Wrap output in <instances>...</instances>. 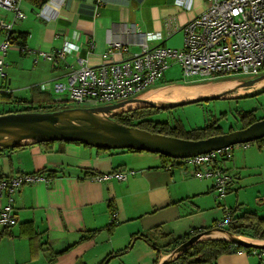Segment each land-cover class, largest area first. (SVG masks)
Wrapping results in <instances>:
<instances>
[{
  "label": "crops",
  "instance_id": "obj_1",
  "mask_svg": "<svg viewBox=\"0 0 264 264\" xmlns=\"http://www.w3.org/2000/svg\"><path fill=\"white\" fill-rule=\"evenodd\" d=\"M208 2L192 0V6L185 8L175 0H53L40 15L43 0H22L26 18L17 21L13 30L25 36L30 52H7L0 89L16 99L58 106L51 85L65 79L75 56L97 65L112 41L137 52L144 33L156 34L147 40L150 47L179 49L183 26ZM12 15L0 8V16ZM67 41L79 48L55 64L38 55ZM10 106L0 104V108ZM170 165L156 153L64 141L1 150L0 180L21 173L42 178L22 185L14 195L16 222L8 228L0 226V264H157L169 254L163 247L173 238L214 227L226 204L233 213L253 211L264 216V209L263 214L258 210L259 205L264 207V139L233 148L225 163L232 178L221 198L214 195L211 179L196 178L190 168ZM114 170L132 173L124 181L90 178ZM255 198L258 204L252 208L249 203ZM255 262L244 250L223 253L208 264Z\"/></svg>",
  "mask_w": 264,
  "mask_h": 264
},
{
  "label": "built area",
  "instance_id": "obj_2",
  "mask_svg": "<svg viewBox=\"0 0 264 264\" xmlns=\"http://www.w3.org/2000/svg\"><path fill=\"white\" fill-rule=\"evenodd\" d=\"M22 0H0V8L13 13L10 19L0 16V80L6 78L5 56L11 49L21 53L30 52L25 44L18 43L13 30L17 21L26 18L21 8ZM53 0H45L40 8L41 15ZM185 8L192 6V0H175ZM182 47L164 45L150 47L147 40L156 36L144 33L140 37V50L132 52L119 41H112L97 65H89L79 56L69 64L64 80L55 81L51 87L61 104L73 106H99L115 103L133 97H145L146 93L158 87L166 71L173 65L181 68L185 83L215 80L224 77H250L264 70V0H209L206 8L187 20L182 28ZM89 47L91 42L86 43ZM79 47L65 42L61 48L40 51L38 55L52 64L72 54ZM122 56L115 59L114 55ZM64 97H60L61 94ZM6 113V112H4ZM1 114V112H0ZM249 144V143H243ZM239 144L225 146L210 152L186 158H170V167L190 168L194 177L211 179L212 191L218 198L228 192L231 175L225 167L232 158L233 148ZM129 170H114L105 174H94V181L127 179ZM42 176L21 173L0 180V226L11 227L16 222L14 195L26 183H33ZM223 217L215 227L227 228L233 221V213L224 206ZM232 251L241 252L232 246ZM256 259L255 264H264V249L251 248L248 251Z\"/></svg>",
  "mask_w": 264,
  "mask_h": 264
},
{
  "label": "water",
  "instance_id": "obj_3",
  "mask_svg": "<svg viewBox=\"0 0 264 264\" xmlns=\"http://www.w3.org/2000/svg\"><path fill=\"white\" fill-rule=\"evenodd\" d=\"M264 79V71L250 77H224L208 81L234 82V86L219 93H213L190 99L155 102L144 97H133L111 104L99 106H74L58 109L6 112L0 114V151L20 148L50 141L74 142L100 149H133L166 156L172 159L186 158L210 152L225 146L255 142L264 138V118L251 124L200 139H188L164 135L126 126L116 122L113 116L136 107H155L165 110L185 104L218 99L240 88H250L249 92L260 91L264 85L256 84ZM203 81L182 83L196 85ZM141 104L123 109L131 104ZM221 234L220 238L209 237ZM204 239H221L244 248L264 249V240L243 238L226 228L212 227L191 235L174 251L157 264H171L189 247Z\"/></svg>",
  "mask_w": 264,
  "mask_h": 264
},
{
  "label": "trees",
  "instance_id": "obj_4",
  "mask_svg": "<svg viewBox=\"0 0 264 264\" xmlns=\"http://www.w3.org/2000/svg\"><path fill=\"white\" fill-rule=\"evenodd\" d=\"M44 2V0H43ZM18 43H24L25 36L18 33L16 34ZM264 91V89L262 90ZM0 104H10L11 106L5 112H19V111H33V110H48L59 107H66V105L59 104L58 106H45L43 104H34L32 101L24 99H16L12 93L4 92L0 89ZM14 104V105H13ZM13 105V106H12ZM161 110L155 107H136L123 111L115 116L113 119L126 126H134L140 129H145L150 132L176 136L181 138H190V139H200L212 135H217L223 133L219 130V127L216 126L215 122H210L202 127H196L190 129L188 132L182 130L180 124L170 125L168 121L155 120L152 116L160 112ZM2 112V111H1ZM249 113V112H248ZM243 112L241 115L243 126L245 127L252 122L255 118L252 115ZM231 131V130H230ZM187 135H191L187 136ZM264 139V138H262ZM259 139V140H262ZM258 141V140H257ZM54 143L42 142V145H49ZM73 143L83 144L79 141H74ZM86 145V144H84ZM12 149V148H10ZM126 151H137L133 149H125ZM164 160L170 161L171 159L166 156L160 155ZM54 173L52 172V175ZM233 213V212H232ZM235 210L233 213V221L226 228L234 234L240 236H247L253 239L264 240V216L258 215L253 211H243L241 213H236ZM204 231V230H202ZM94 232V231H93ZM200 232V231H198ZM195 232L193 234H196ZM186 234L180 237L173 238L172 241L166 244L163 248H167V252L174 251L181 243L186 241L191 235ZM144 240L152 245L154 243L148 238V236L142 235ZM82 239V238H81ZM155 246V245H154ZM232 246L238 249H244L249 251L251 248H244L238 245H235L229 241L221 239H204L201 240L188 249H186L174 263L178 264H208L213 262L219 255L232 251Z\"/></svg>",
  "mask_w": 264,
  "mask_h": 264
},
{
  "label": "rangeland",
  "instance_id": "obj_5",
  "mask_svg": "<svg viewBox=\"0 0 264 264\" xmlns=\"http://www.w3.org/2000/svg\"><path fill=\"white\" fill-rule=\"evenodd\" d=\"M172 67L174 69L167 70L165 73V79H163L162 82L155 84L158 87L154 88L153 90L162 86L179 85L185 83L179 65L176 66L174 65ZM213 81H203L200 84L201 85L214 84L215 82ZM248 90H250V88L242 89V91L244 92H241L239 90L238 91L239 94L236 96L231 95L233 93H237V92H233L224 95L223 97L218 99L194 102L190 104H185V105L161 110L152 117L155 120H161V121L166 120L171 126L176 125L178 123L181 125L182 130L185 132H188L190 129L196 127H202L206 124H209L210 122H215L216 126H218L219 130L222 131L223 133L228 132L230 130L239 129L242 128L243 126L242 117H241L243 112L245 113L249 112L248 114L252 115L255 118L254 121L264 118V91L260 90L255 92L254 91L249 92ZM65 94L66 93L61 94L60 97H64ZM163 101H168V100H157L155 102L161 103ZM66 107H74V106L71 104L69 105L67 104ZM8 108H0V112L2 111L1 113H4ZM54 109H58V108H54ZM187 136L191 137V135H187ZM248 193L250 194V192ZM256 198L251 200L249 203L251 204L250 206L252 208L258 204ZM224 206L230 208V206L227 204ZM258 208L260 214H263L261 213L263 212L261 210H263L264 207L259 205ZM242 237L247 238V236H242Z\"/></svg>",
  "mask_w": 264,
  "mask_h": 264
},
{
  "label": "bare ground",
  "instance_id": "obj_6",
  "mask_svg": "<svg viewBox=\"0 0 264 264\" xmlns=\"http://www.w3.org/2000/svg\"><path fill=\"white\" fill-rule=\"evenodd\" d=\"M264 85V79L259 81L256 86H262ZM234 86V82H219L214 84H205V85H171V86H162L155 90H151L146 93L145 99H149L151 101H157V100H183V99H190L193 97L213 94V93H219L221 91H224L225 89H228L230 87ZM243 88H240L239 90L241 92ZM141 104H131L128 106H125L123 109H127L130 107H135ZM213 238H220L222 237L221 234H213Z\"/></svg>",
  "mask_w": 264,
  "mask_h": 264
}]
</instances>
